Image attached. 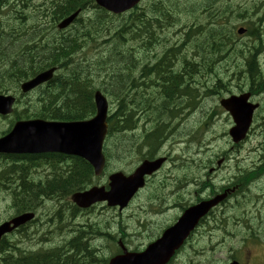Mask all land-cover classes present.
<instances>
[{
	"label": "trees",
	"instance_id": "1",
	"mask_svg": "<svg viewBox=\"0 0 264 264\" xmlns=\"http://www.w3.org/2000/svg\"><path fill=\"white\" fill-rule=\"evenodd\" d=\"M214 1L211 9L203 10L208 7V0H148L144 9L136 7L128 13L114 16L97 7L94 0H0V94H12L17 97L13 115L16 121L44 119L72 122L95 116L94 95L97 90L102 91L111 106L108 117L109 132L104 145L108 159V168L105 173L109 174L118 168L128 171L124 165H117L115 161L153 160L163 139L171 136L173 130L165 124L169 118L160 119L159 123L162 122L163 126L159 130L156 129L153 135L150 134L152 143L147 145L148 151L139 157L138 154L132 156L137 148L131 147L130 135L136 129L134 115L139 114L143 106L148 105L152 110L150 112H154L156 103H170L175 107L174 116H181L182 120H186L190 113L198 111L202 93L205 92L202 87L200 88L192 81L197 78L195 71L204 66L211 67L217 61H230L236 64L232 66L236 72H239L237 77L240 86H243V81L250 88L255 82L264 86L257 58L253 55V50L258 44L262 43L264 48V27L262 28L264 2L250 0L248 4L240 5L241 12L230 20V17L223 14L217 16L223 0H210L211 3ZM191 7H195L193 9H196V13L201 11L208 16L212 14L215 21L205 23L202 17L197 16L190 9ZM224 7L227 6L224 5ZM78 11L81 14L74 24L66 31H58L57 22ZM182 16L184 19L181 21L178 17ZM189 16L193 19H189ZM237 20L246 23L244 24L248 30L247 36L252 40L251 46L230 45L235 34L233 24ZM179 24L187 31L185 42L171 52H164L159 61H156L159 55H153V52L162 46L164 39L162 35L168 28ZM184 46L185 49L188 47L194 49L193 61L186 59ZM141 47L143 50H140ZM154 58L156 59L153 60ZM179 61L184 64L183 68L177 66ZM164 62H168L170 77L165 78L160 71ZM145 66L150 68L149 71L151 70L147 83L152 84L153 89L151 86V88L145 87L142 81L141 74ZM51 68H56L57 71L48 84L27 95L21 93L20 86L23 82ZM239 89L244 91V87ZM154 98L157 99L156 103L153 101ZM206 102L204 100L202 104L205 105ZM189 144L195 143L191 141ZM138 150L141 154L142 148L139 147ZM205 150L207 149L200 150L197 146L194 153H204ZM223 155L226 156L225 153ZM1 158L0 156V163L3 160ZM5 158L9 157L5 156ZM260 158L262 166L259 170L264 167V151L262 155H259ZM16 159L19 158L16 157ZM16 159L13 161L16 170L22 167L24 171L30 165L28 160L30 157L24 160ZM213 159L210 162H213ZM47 160L48 166L54 167L56 172H59L57 171L59 164H56L60 162L59 159L48 156ZM195 165L196 163H193V166ZM247 167L248 165H243L242 162L237 164L238 173L232 176L234 182L228 181L225 188H237L236 193L247 189L253 177L259 173L246 170ZM30 168H34L32 164ZM62 169L64 174L66 170L64 167ZM188 169L189 165H186L183 171L184 176L191 181L197 180ZM93 179V169L88 163L82 160L80 164L71 163L66 176L62 175L59 178L54 175V179L47 182L46 188L31 187L32 189L28 190L29 199L32 205L35 203V198L41 195H45L47 199L62 197L61 199L65 200L73 193L87 189L90 184H95ZM196 186H202V190L210 191L211 195L220 193L222 190V188L215 189L210 182ZM233 197L236 200L235 194L228 198ZM246 197L247 201L250 200V197ZM16 199L21 203L18 208L23 211L24 193L18 195ZM253 199L255 197L251 198L252 202ZM163 200L156 193L149 202L156 205V201L160 204ZM239 204L246 205V202ZM216 213L217 210L211 212V222L206 219L202 221L207 222L206 228L212 230L211 226L215 223L217 228L223 225L221 230H234L236 238L246 232L244 241L250 240L255 243L262 241V236L258 235L249 219L242 218L238 220V223L232 222L228 230L226 220ZM242 226L245 227L244 231ZM81 258H83V252L78 259L80 263L86 261ZM4 262L9 264V257L4 259ZM16 264H24V259L17 260Z\"/></svg>",
	"mask_w": 264,
	"mask_h": 264
},
{
	"label": "flooded vegetation",
	"instance_id": "2",
	"mask_svg": "<svg viewBox=\"0 0 264 264\" xmlns=\"http://www.w3.org/2000/svg\"><path fill=\"white\" fill-rule=\"evenodd\" d=\"M262 1L264 2V0ZM207 5L208 7L203 8V10L211 9L212 5H210V2ZM241 42L242 40H237L238 44ZM249 45L251 46L252 43ZM253 55L256 57L262 55L264 57V49L257 53L253 50ZM221 62L223 61L218 62V64L222 65ZM260 68V73L263 75L264 80V62ZM237 76H239V74L233 75V78L235 79ZM234 87V90L238 88L236 83H234ZM251 90V100L259 103L260 108H263L264 110V87L258 82H255L251 84ZM201 100L199 106L204 100H206V96L202 97ZM139 107L141 109V106ZM142 108L143 110H141L139 114L134 115V120L138 122L139 144L137 149L141 147V153L147 152L149 149L147 145H151L152 143V138H149L150 134L153 135L156 131L155 128L159 130V128L163 126L162 122L159 123L160 119L169 118L166 121V125L169 129L172 128L174 132H178L180 127L185 125L184 120L176 115L174 116L175 107L170 103H161L160 106L155 105L154 112H150L152 110L149 109L148 105L147 107L143 106ZM216 108L217 106L214 107L212 111H209V114L205 112L204 116L200 118L201 122L204 121V125L209 122L215 123V121L218 122L220 120V114L217 112ZM197 113H199V110L195 113V116ZM4 132L5 131L0 129V138ZM189 140L188 143L191 142V138ZM182 141V143L176 145H186L185 143H187V140L185 139ZM174 146L175 145H171L168 147L167 145L158 149L154 158L157 156L165 157L167 158V163L165 164V167H162L151 177H147L145 187V190H155L158 197L164 199L162 203H166L163 208L168 210H174L176 207L182 208V205L178 204L176 201L172 203H170V201L174 198L175 194L180 193V191H185L191 186V181L188 177L184 176L182 167L178 165L174 166L178 162V159L174 158ZM262 148H264V144L257 148L256 151L260 153ZM231 150L232 151H229V156L227 157L228 162L234 159L231 158L232 156L239 154L238 149L234 146L231 147ZM223 154L224 152L218 154L220 157H218L216 163H212V166L206 169V172L210 171V173H204L203 177L209 180L211 175H214V172L218 170L222 171L224 169L225 164L228 162ZM1 157L3 160L0 166V197L7 200L6 198L8 195L14 197L16 196V193H21L23 191L24 201L22 206H24V210H31V207L34 206V213L36 214L33 221L21 226L4 238V240H8L9 244V250L7 253L10 255V264L16 263V259L19 258L18 254L21 252V246H23L24 264H45L47 262L46 255L50 251L51 254H56L50 259L51 264H55L56 261H58V264H63V256H67L68 259L73 261L78 260L81 252H83V255L89 259L84 261L83 264H110L111 260L116 256L142 252L149 245L151 238L157 235L160 231L155 228L156 232H153V225H159V220L153 219L151 216H131L127 215L126 211H123L122 213V211L118 212V210L112 211L114 215H108L105 213L104 215L97 216V211L95 210V215L90 213L81 214L79 212L80 209L76 208L69 200L68 202L63 200L58 201L57 211L49 216L47 211V201L45 200L46 196L39 195L40 197H36L37 199L35 198V203L32 205L28 192V190L32 189L31 187L43 186V188H46L47 171L43 166L46 157L44 155H35L34 157L40 158V167H37V163L35 164L36 167L33 169L27 168V171H23L20 167V173H17L14 170L15 163H13V161L8 164V160H14L15 158H5V155H1ZM19 159H27V156H19ZM237 160L236 157L234 159L235 164L237 163ZM217 164L220 167H218ZM252 165L254 166V162H252ZM171 167H173V169L170 172L173 174L169 172V168ZM206 167L207 163L203 164V168ZM177 171L183 176L182 178H174ZM164 172L165 174H163ZM237 173L238 171L233 169L232 175H237ZM226 190H228V192L232 191L230 188H226L223 192H226ZM168 192L170 193L167 194ZM203 193L206 194L202 191L199 194L200 198L197 200L203 199L204 196H201ZM195 195L197 196L198 193H195ZM20 204V201H17L16 199L9 200V207L4 212L3 222L10 221L21 212V210H17ZM207 220H210V217H207ZM222 234L234 238V234L232 233L222 232ZM217 244L218 242L216 241L211 247ZM62 245L66 246V248H63ZM211 247L209 249L213 252L219 253V251L222 252L224 250L223 247H219L218 245L214 248ZM250 251L253 252L252 247L247 250V256H245L244 260L242 255L236 253L237 260L241 264H253ZM1 252L2 251L0 250V253ZM182 253L183 252H179L172 264H196L192 257L186 256L183 258ZM200 253L203 254V252ZM237 260L235 259V250L230 248L228 257L224 262L230 263Z\"/></svg>",
	"mask_w": 264,
	"mask_h": 264
},
{
	"label": "water",
	"instance_id": "3",
	"mask_svg": "<svg viewBox=\"0 0 264 264\" xmlns=\"http://www.w3.org/2000/svg\"><path fill=\"white\" fill-rule=\"evenodd\" d=\"M141 0H96L98 5L114 14H122L134 8ZM77 14L59 24L60 29L68 27ZM239 33H244L243 29ZM55 69L44 72L34 79L25 82L22 90L27 93L38 86L50 81ZM250 94L232 96L223 99L221 105L230 113L235 123L230 134L234 143L242 142L250 130L253 116L258 105L249 102ZM97 115L95 118L74 123H56L43 120L19 122L13 130L0 139V153H61L75 155L87 160L93 167L95 175L101 176L105 168L106 159L103 154V144L108 132L107 113L108 103L100 91L95 94ZM16 99L13 96L0 95V114L9 115L13 112ZM163 163L159 160L146 162L135 173L126 177L123 173H116L109 178V190L104 187L92 189L74 195L73 201L80 208H88L98 202H107L109 206L125 208L140 188L144 186L145 176L158 170ZM225 195L202 202L190 209L180 218L177 224L168 229L163 236L149 246V248L130 261L113 260L112 264H165L182 246L191 231L195 229L201 218L222 202ZM26 216L14 220V226L25 222ZM11 223L0 227V237L12 230ZM237 264V263H233Z\"/></svg>",
	"mask_w": 264,
	"mask_h": 264
},
{
	"label": "rangeland",
	"instance_id": "4",
	"mask_svg": "<svg viewBox=\"0 0 264 264\" xmlns=\"http://www.w3.org/2000/svg\"><path fill=\"white\" fill-rule=\"evenodd\" d=\"M230 1H231L230 3L232 4V8L229 11H225V15L230 17L231 18L230 20H232L235 18V16L238 15V13L241 12L240 7H239V5L236 4V2L240 4L243 2H247L249 0H236V2H235V0H230ZM193 8H195V7H191L190 9L196 13V9H193ZM198 8H200V5H198ZM196 15L199 17L208 16L207 13L201 12V11L197 12ZM178 18L181 21H182V19H184L183 16L178 17ZM189 19H193V17L189 16ZM225 20H223L224 23H225ZM239 23L240 22L237 21L235 24H239ZM181 26L182 25L179 24L178 26L174 25L173 27L168 28V30L165 31V33L162 36L165 38L166 35L169 33L175 41L178 40L179 38L185 39V33L184 32H186V31H183V33H184L183 35L178 34L179 33L178 31L183 30V29L179 28ZM238 27H242V25L239 24ZM243 42L247 43L248 38H244ZM262 48H263V45H262V43H260L255 48V51L256 50L261 51ZM164 51L166 52V50L162 46H160L158 49H156L153 52V55H159V57L157 59L154 58L153 60L156 59V61H159V58H161V56H163ZM185 53L187 54L186 59L193 61L194 49H192V47H188V48H186ZM221 63H222V65L218 64V61H217L216 64H214L211 67L204 66L203 68H201L197 72L195 71L197 78L192 80L193 83L196 85H199L200 88L202 87V89L205 90V92L207 93L206 96L209 94V91H211V92L208 95V97L206 98L207 102L205 103V105L201 104L199 106V108H198L199 113H197L196 116H195V113L197 112V110L192 114L190 113V116L186 117L185 118L186 120H184L185 125L181 126L178 132H174L172 130V135L167 137L166 143L164 144V146L168 145V147H170L171 145H175L173 147V150L175 153L174 157H176L177 154H179L180 156H182V158H184V161H186V162L189 161L192 153H194L195 149H197L198 144H205V149H207L204 152L205 156H210V155H213L216 153L220 154L222 152H229L231 149V147H232V144L230 143L231 140H228L227 136H228V131L232 127L231 126L232 122L226 114H221L220 120L218 122L213 123L212 125L205 126L204 121L201 122V120H200V118L204 116L205 112H207L209 114V111H212L214 109V107L217 106V104H218L217 98H220L224 94H229V93L233 92L235 89L233 75H236V71L234 69V66H232V65H236V64H234L233 62L231 63L230 61L229 62L225 61V62H221ZM177 66L183 68L184 64L182 63V61L181 62L179 61L177 63ZM166 70H167V72H166ZM169 70H170V68L168 67L166 62H164V64L161 66V71L163 72L165 78H166V75H168V76L170 75ZM228 72H229V74H228ZM149 73H150L149 67H144L142 74H141L142 75L141 78L143 77L142 81H143L145 87H150L152 85V84L147 83V81L150 78ZM188 75H190V73ZM244 82L245 81H243V86H240L241 85L240 83H236V82L235 83L238 84V86L240 88V87L246 86V84H244ZM152 89H153V87H152ZM227 96H229V95H227ZM211 97H213V98H211ZM214 97H215V99H214ZM216 110H217V108H216ZM186 113H189V112H186ZM179 118L181 119V116ZM132 133L133 132H131V135H130L132 138V142H131L132 146L131 147H133V149H134V148L138 147L139 137H138L137 132H135L134 134H132ZM126 137L124 139H126ZM190 138H191V140L194 139L195 141L198 140L199 138H202V139H201L200 143L195 142V144H189L188 141H190L189 140ZM185 139L187 140V143H185L186 145H183V146L176 145V144L182 143L183 142L182 140H185ZM263 144H264V110L257 116V125H256L255 130L253 131V134L241 146V148L239 149V154L232 156L231 158L235 159L237 157V159H238L237 161H241L243 165L249 166L253 161H256L258 159V156H256V153H254V149L256 147H260ZM164 146H162V147H164ZM125 154L126 153H124V155ZM137 154H140V150H138L136 148L134 153H132V156H135ZM234 159H232L233 161L230 160L227 164H225L224 169L222 171H220L217 175L214 176V179H215L217 185H222L223 179H224V182H226L227 179L231 177V175L233 173V169L235 167ZM136 161H137L136 159H129L126 161L116 160L115 163L117 165H121V166L124 165L125 169L129 170V167L134 166L133 164ZM213 162H214V160H213ZM193 163H195L194 159L191 160L192 166H193ZM163 174H165V172ZM193 174H196V173H193ZM219 176H220V180H219ZM180 177H181V174H179L177 176V178H180ZM193 186H194V184H191V188H193ZM251 189H252L253 193L262 194V196L264 197V178L262 180L258 181L257 183L253 184ZM156 193L157 192H153L152 190H150L143 195L141 194V196H139L138 198H136L134 200V202L132 203V207L130 208L129 212L127 213L128 215H131V216L132 215H143L144 217L151 216V217H153V219H158L159 225H153V228H154V229H152L153 232H156V229L159 231L162 228V226L166 227V226L170 225L175 220V218L178 217V215L181 212L178 209L168 211V209L161 207L160 204H158V201H156V205H153V206L155 207V209L157 211V216H152L151 213L147 214L146 210L152 205L149 202V200ZM169 193L170 192H168L167 194H169ZM253 193L249 194L251 196V198L252 197L254 198ZM184 195L186 196L185 197L186 200H192L193 201L195 198V192H193V191L191 193L185 192ZM253 202H255V199H253ZM260 202H261V205L259 204L258 207L254 203V205L252 206V210L249 211V215H252L256 219L254 226L257 228V230L261 231V235H264V219H260L258 216L260 214L264 215V201H260ZM8 204H9V200H4L0 197V220L4 217V212L9 207ZM176 208H178V207H176ZM141 211H144V213H142ZM109 212L110 211L108 210V211L103 213L100 210V211H97L96 214L98 216V215H104L105 213H109ZM245 214L246 213L244 212L243 208H240V207H234V208L229 209L228 213H227V216L229 218V223L226 224V229L229 230V227L231 228L232 222L238 223V220L241 218H244ZM242 228L244 231L245 227L242 226ZM233 231L234 230H231L228 233H234ZM217 233H219L220 236L224 237V240L227 242L228 245H233L235 247L239 245L242 247L241 250H249V248L252 247L253 252L250 251L252 263L253 264H264V246L257 247L254 249V247L252 245H250L251 244L250 242L243 243L241 239L247 236L246 232L244 234H242L241 236L237 237V239L230 238V237L222 234L221 232H217ZM213 241H214V238L212 236V233L209 232L208 230L201 229L195 235V238H194L191 246L186 248V250L183 254H186V252L193 253V252L197 251V255L195 257L196 258V260H195L196 264H219L218 263L219 260L224 259L223 258L224 256H222V255L213 256L212 255V251H210L209 248L213 244ZM246 241H248V240H246ZM200 252H203V254H201ZM242 257L244 259L245 255H243ZM62 263L63 264H65V263L77 264V262H75L71 259H68L67 256H63V262ZM55 264H58V261H56Z\"/></svg>",
	"mask_w": 264,
	"mask_h": 264
},
{
	"label": "bare ground",
	"instance_id": "5",
	"mask_svg": "<svg viewBox=\"0 0 264 264\" xmlns=\"http://www.w3.org/2000/svg\"><path fill=\"white\" fill-rule=\"evenodd\" d=\"M95 12V11H94ZM173 12V11H172ZM103 14V13H102ZM44 15V14H43ZM56 16V15H55ZM54 18V17H53ZM58 20V19H57ZM12 37V36H11ZM6 40V39H5ZM50 49V48H49ZM153 50V49H152ZM165 52V51H164ZM173 55V54H172ZM173 58V57H172ZM156 62V61H155ZM168 62H166V64H167ZM146 65V64H145ZM157 65V64H156ZM146 67V66H145ZM169 67V66H168ZM156 68V67H155ZM159 68V67H158ZM164 68V67H163ZM150 69V68H149ZM31 70V69H30ZM164 70V69H163ZM151 71V70H150ZM149 71V72H150ZM160 71H161V69H160ZM170 71V70H169ZM166 72H167V70H166ZM197 72V71H196ZM20 73V72H19ZM194 73V72H193ZM238 72H236V74H237ZM233 74V73H232ZM166 75V74H165ZM231 75V74H230ZM174 76V75H173ZM165 77V76H164ZM166 77H168V75H166ZM143 78V77H142ZM166 80V79H165ZM19 81V80H18ZM113 81V80H112ZM167 81V80H166ZM174 81V80H173ZM250 81V80H249ZM148 82V81H147ZM85 83V82H84ZM156 83V82H155ZM170 83V82H169ZM157 84V83H156ZM168 86V85H167ZM59 87V86H58ZM149 88H151V87H149ZM164 88V87H163ZM170 88V87H169ZM258 88V87H257ZM41 92V91H40ZM80 92V91H79ZM143 92V91H142ZM81 93V92H80ZM176 99V98H175ZM191 102V101H190ZM183 103V102H182ZM195 104V103H194ZM184 105V104H183ZM182 107V106H181ZM192 107V106H191ZM156 130V129H155ZM171 131V130H170ZM135 132H133L132 134H134ZM168 133V132H167ZM164 138V137H163ZM167 139V138H166ZM166 139H163V142L161 143V145H160V147H162V146H164V144L166 143ZM132 146V145H131ZM160 147H158V148H160ZM55 161V160H54ZM4 182V181H3ZM6 182V181H5ZM20 186V185H19Z\"/></svg>",
	"mask_w": 264,
	"mask_h": 264
}]
</instances>
